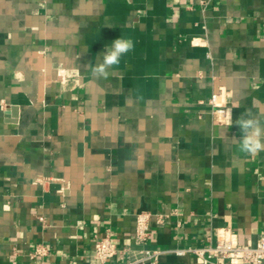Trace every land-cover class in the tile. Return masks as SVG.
<instances>
[{"label":"crops","instance_id":"0c3cea01","mask_svg":"<svg viewBox=\"0 0 264 264\" xmlns=\"http://www.w3.org/2000/svg\"><path fill=\"white\" fill-rule=\"evenodd\" d=\"M119 37L134 48L94 75ZM242 117L264 127V0H0V264H96L108 230L136 248L141 213L158 264H203L170 251L221 229L256 245Z\"/></svg>","mask_w":264,"mask_h":264},{"label":"built area","instance_id":"2783aa9c","mask_svg":"<svg viewBox=\"0 0 264 264\" xmlns=\"http://www.w3.org/2000/svg\"><path fill=\"white\" fill-rule=\"evenodd\" d=\"M62 81L65 79L62 77ZM218 95L210 99V106L215 113L223 114L225 110L217 102ZM149 213H141L136 218L135 245L136 248H121L118 237L108 230L103 237L96 240L93 257L96 264H109L119 255L128 252L130 259L124 264H158L162 255L169 251L153 250L147 247L150 238ZM42 220V217H40ZM161 222V221H160ZM227 229L218 232L215 243H209L201 248H186L170 251L177 256L193 254L203 264H211L215 260L217 264H264V234L260 236L256 245L235 243L228 236ZM48 255V248L38 245L31 257Z\"/></svg>","mask_w":264,"mask_h":264},{"label":"clouds","instance_id":"9594fccd","mask_svg":"<svg viewBox=\"0 0 264 264\" xmlns=\"http://www.w3.org/2000/svg\"><path fill=\"white\" fill-rule=\"evenodd\" d=\"M134 48V42L128 38H116L111 43L103 54V62L99 65L91 67L94 75L99 77H106L108 69L113 66H118L121 57ZM238 126L242 130V139L239 144L241 152L248 154H256L264 151V127L260 122L254 118H244L238 120Z\"/></svg>","mask_w":264,"mask_h":264},{"label":"water","instance_id":"95a60500","mask_svg":"<svg viewBox=\"0 0 264 264\" xmlns=\"http://www.w3.org/2000/svg\"><path fill=\"white\" fill-rule=\"evenodd\" d=\"M16 111H17V109H16Z\"/></svg>","mask_w":264,"mask_h":264}]
</instances>
